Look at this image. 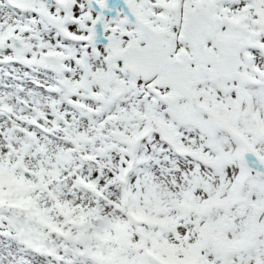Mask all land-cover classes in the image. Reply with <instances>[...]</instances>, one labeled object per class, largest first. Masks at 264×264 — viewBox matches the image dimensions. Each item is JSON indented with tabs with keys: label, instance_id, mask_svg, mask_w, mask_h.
Wrapping results in <instances>:
<instances>
[{
	"label": "snow or ice",
	"instance_id": "6c2138e0",
	"mask_svg": "<svg viewBox=\"0 0 264 264\" xmlns=\"http://www.w3.org/2000/svg\"><path fill=\"white\" fill-rule=\"evenodd\" d=\"M0 264H264V0H0Z\"/></svg>",
	"mask_w": 264,
	"mask_h": 264
}]
</instances>
